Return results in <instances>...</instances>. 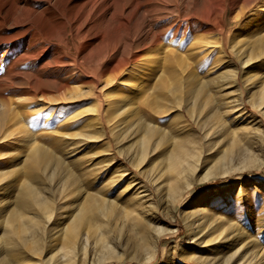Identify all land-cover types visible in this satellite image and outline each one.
<instances>
[{
    "label": "bare ground",
    "instance_id": "bare-ground-1",
    "mask_svg": "<svg viewBox=\"0 0 264 264\" xmlns=\"http://www.w3.org/2000/svg\"><path fill=\"white\" fill-rule=\"evenodd\" d=\"M29 1L12 0V2H15L14 4L28 3ZM157 1L65 0L62 8L59 10L60 13L58 12V16L62 19L60 21V27L62 28L60 37L56 36V44L50 43L52 42L50 41L52 36L49 32L41 28L38 23L35 22L34 27H39L40 30L37 31L35 27L36 29L34 30L36 31H32L34 33L32 35L33 38H44L50 41L48 42L50 43L49 49L54 52L56 50V58H58L56 64L51 63L49 55L43 57L37 55L35 57L36 54L27 50L30 42L23 30L14 29L10 32V35L5 34L0 37L1 53H8L12 56L16 55L13 57L14 67L18 64L14 71L16 73L14 77L8 80L3 79L5 80L4 82L0 80V125H6L7 127L18 125V127H21L24 120L30 116L27 110L26 112H21L16 108L17 106L11 107L10 100L7 98L8 95L23 92L21 90L23 87L20 86L26 84L29 86L28 89H32L35 85L42 84L40 82L50 83L52 80H59L56 91L64 90L71 81L67 79L70 76H64L66 79L64 80L61 79V75H72L76 71L77 74H80L81 78L74 82L89 84L93 95L103 98L104 106H101L100 102H97V109L95 110L96 118L98 119L103 112H110L113 109L111 114L118 117L116 130L123 136V139L131 143L129 144L131 151L126 153L127 160L137 167L140 172L148 171L149 175L152 174L150 181L153 190L149 189L141 181L135 182L136 177L133 175L126 180L129 175L127 173V167L121 170H113L108 174L105 173L107 174L105 185H115L126 180L127 185L123 186L119 191L117 190L115 196H120L123 202L129 203V198L128 200L124 198L134 188L133 196H130L134 197L137 205H141V209L144 207H147V209L154 207L157 201L154 199L153 191L157 194L158 200L164 193H167L172 200L169 199V202L175 203V201L182 197L183 192L187 188L202 180L201 177L195 175L196 171L201 169L210 168L209 173L207 172L208 174H206V177H209L215 174L228 175L230 172L228 170H234L236 168L235 165H241L237 168L240 170L264 166V150L260 144L264 133L263 128H261L263 124L261 119H253L254 122L252 123V125H256L253 128L254 131H256L255 129L259 130L257 137L259 146L255 150L250 147V138L248 142L241 147L235 148L233 151L232 149L220 150L217 136L221 129H223L222 111L226 108L234 109L242 105L244 95L247 97V100L252 102L255 110L264 118V70L262 71L264 69V23L262 19L256 18L255 20H249V23L244 26L245 28L239 29L241 31L239 36L241 37L236 40L237 48L234 51L238 60L241 62L239 64H242L241 67L243 69L247 67L248 70L246 72L250 73L243 81L238 77L237 63L235 64V62L228 58L224 63V68H227V70L225 72L223 71V73L220 72L219 77L214 78L213 84L209 85L205 83L204 85L201 84L202 86L197 85L192 88L194 99L200 98L201 111L205 112L206 115L204 118L199 116L200 118L198 117L197 119L201 120L199 127L202 131V138L200 139L203 141L196 140L189 146L180 143L181 138H176L175 132L171 135L166 134L163 128H160L156 124L146 122L139 114L142 106L141 103H138L140 97L137 95V90L139 88L134 78L141 69L145 72L150 71L154 64L148 59L141 58L140 50L133 51L136 45L133 40L134 32L129 21L131 15L139 10L138 7L140 5L144 7L148 6V8H143L145 18L142 25V34H140L138 41L143 45L146 44L144 48H153L160 45L165 35H167H164L165 27L167 26L163 22L159 23V25L153 22V18L157 15H153L151 12L154 9V5L157 4ZM256 1H260L261 3L251 12L249 17L256 16L259 11H263L264 13V0H250L242 7L240 6L239 12L237 14L235 12L237 16L234 17L240 18L243 16V10L250 9L251 5H254L253 3ZM234 3L235 0L230 1L231 6H234ZM165 7L169 8L168 4H165ZM19 8V6L14 5L13 9L1 15L0 26L4 27L7 25L9 18ZM166 8L163 7V11ZM224 9L225 0H222L218 4L217 10L208 13L206 16L208 17V22L204 24V32L216 31L215 33L217 35H222L224 26L219 15L221 16ZM55 10L57 11V9ZM124 12H126L125 15H123ZM122 16H124L123 19H121ZM177 17L182 20L184 18L179 11ZM159 19L162 18L160 17ZM261 22L263 23V27H257ZM251 23H254L252 29L249 26ZM123 24L125 26H122ZM22 26L24 25L20 24L18 27ZM182 26L183 24L179 22L173 28L170 27L174 34H170L169 36L174 37L182 29ZM124 32L125 34L123 36ZM235 39V37H232V42H235ZM59 42L62 43V47L59 46ZM23 45L26 46L25 51L17 54L18 47ZM205 45L207 44H203V47ZM210 46L214 51L216 42H212ZM209 47L205 48L209 49ZM127 49L129 51L128 56L122 57L124 51ZM72 51H74L73 56L69 58L68 55ZM210 51L212 52V50ZM156 55L154 59L158 58ZM106 59L108 62H105ZM58 62L62 63L59 64ZM102 62H105L102 67L98 66L96 70L93 69L94 64ZM20 65H25L26 68H18ZM14 67L12 65H4L0 70L4 71V74H8L12 73ZM139 68L140 70L137 71ZM20 70H23V72ZM90 70L92 71L90 72ZM121 70L126 74H120L119 76L118 73ZM86 73H91V75H86ZM188 77L191 78L193 76L192 74H188ZM173 84L175 85V82ZM40 90L44 91L43 89ZM232 90L236 91V96L232 100H227ZM111 94L114 95L109 99L108 95ZM141 94L144 95L143 93ZM57 103H60V101ZM151 103L153 104V101ZM22 104L24 105V103ZM243 109V107L239 108L240 112L244 111ZM122 114L124 115L121 117ZM37 115L38 118L36 120L39 121H48L51 119L47 111L38 112ZM114 116L113 118H115ZM111 119L108 118L107 122ZM102 128L103 123L101 121L99 123L97 122L96 131L93 135L99 137ZM25 129L23 132L28 133V130ZM57 132L59 133V131ZM154 134H157V137L152 140L151 138L156 136ZM81 137V140L84 141L91 139L93 136L86 131ZM60 139L63 138L59 137L58 140ZM65 139L67 138L65 137ZM65 139L60 144L61 146H66L63 147L67 148L68 153H72L78 146H76V142ZM29 141H31V144L28 154H25V157L20 160L21 163L18 167L23 166V169L30 168L26 164L29 162L27 159H31V161L39 164L31 167V169L41 166L44 170V167L52 162V169L47 176L53 177L55 171L56 176L61 175L59 181H61V189L63 192V189L68 186V183L63 176L65 174V168L62 159L49 153L46 148H43L39 144H35L33 138L29 139ZM166 142L170 143L168 147L161 148L163 144L166 145ZM236 158L238 161L233 163ZM251 163L255 165L252 166ZM107 165L110 167L113 164L111 162ZM108 167L105 166L104 169L95 167L92 182L87 181V178L82 174L77 177V174L67 173L66 170L67 179H69V176L72 179L69 180V184H75L72 189L73 197L69 200L66 197L72 194L71 192L60 193L59 197L53 198L51 194L46 195V187L43 182H37V184L31 186L29 182L31 177H24L16 185V192L12 196L9 194L5 197L2 196L1 194L8 190L9 183L0 184V210L2 211L0 218V264H84V262L92 264L90 263L92 261H89L92 260L89 259L90 249L92 247L93 250L99 247L100 262L104 259L113 258L115 250L113 240L109 238L110 225L113 222L129 220L131 216L129 214L132 212L136 213L137 209L135 210V208L137 207H133V205L126 207V203L120 204L116 202L115 198L106 194H100V191H97L96 194L91 192L94 188L92 184L95 182V179L99 178L97 175L101 172L104 173ZM43 170L34 174L32 178L43 181L45 177V174L43 176ZM6 173L5 170H0V177H3ZM187 173L189 175L182 180V176ZM163 175H166L165 181L160 179ZM240 181L244 182L245 179L242 178ZM162 191L164 192L162 193ZM237 192L238 194H242L244 190L240 187ZM11 197H14V199L11 200ZM55 199L56 201H54ZM193 201L191 204L196 206L204 203L205 200L203 196H199L193 199ZM203 210L205 211V209ZM203 210L200 211L198 208L197 214L192 217L193 220L189 225L192 239L205 238L207 235H211L207 240L215 243V241H218V238L229 240L237 238L241 234L239 226H236L231 221L219 223V220L222 218L215 220L213 217L205 215ZM137 221L135 219L133 222L135 223ZM214 224L216 225L215 228ZM134 225L140 227V229L127 235L125 239L127 244H130L134 250L149 248L154 254L156 243L162 230H156L153 235H150L149 226L146 225L145 227L140 222ZM134 225L132 224V226ZM216 231L217 233L213 236ZM92 236H94L95 240L90 242ZM197 242L201 243L203 241L199 240ZM253 249L252 256H257L255 246Z\"/></svg>",
    "mask_w": 264,
    "mask_h": 264
},
{
    "label": "rangeland",
    "instance_id": "rangeland-1",
    "mask_svg": "<svg viewBox=\"0 0 264 264\" xmlns=\"http://www.w3.org/2000/svg\"><path fill=\"white\" fill-rule=\"evenodd\" d=\"M64 1L65 0H30L28 3L14 4L15 2H12V0H0V16L13 9L14 5L20 7L18 10L16 9L15 14L9 18L7 25L4 27L0 26V37L5 34L10 35V32L14 29L23 30L30 42V46L27 47V50L36 54L35 57L37 55H40V57L49 55L51 63L56 64V60H58V58H56V50L55 52L53 50L51 51L49 49V44H56V36L60 37L61 35L62 27H60V21L62 19L58 16V12L62 8ZM125 1L127 0H123V2ZM221 1L222 0H158L151 13L159 17L156 16L153 18V22L156 25L162 22L166 24L167 27L165 28L167 30L165 29L164 35H167H165L160 45L153 48H144L146 44L143 45L138 41L140 34H142V25L145 18L143 8H148V6L144 7L140 5L141 7H138L139 10L131 15L129 21L134 32L133 40L136 45L133 51L140 50L141 58L145 60L148 59L154 64L148 72L142 69L140 70L139 68L137 71H140L134 78L139 88L137 90V95L140 97L138 103H141L142 106L139 114L146 122L156 124L160 128H163L166 134L168 133L171 135L175 132L176 138H181L179 142L189 146L196 140H202L200 139L202 138V131L199 127L201 120L197 119L199 116L204 118L206 115L205 112L201 111L200 98L194 99L192 88L197 85L202 86L205 83L209 85L213 84L214 78L219 77L220 72L223 73V71L225 72V70H227V68H224V63L228 58L235 62V64L237 63L238 77L243 81L250 73L246 72L248 70L247 67L244 69L241 67L242 64H239L241 62L238 60L234 51V49L236 50L237 48L236 40L241 37L239 36L241 33L239 29L245 28L244 26L249 23V20H255L256 18L262 19L264 23L263 11H259L254 17H249L251 12L261 3L260 1L253 3L254 5H251L250 9H244L243 16L236 18L234 16H237L236 14L239 12L240 6L242 7L250 0H235L234 6H231V0H225V9L222 13L220 12L221 16L219 15L224 26L222 35H217L215 33L216 31L204 32V24L208 22V17L206 16L210 11L217 10L218 4H220ZM165 4H168L169 8H166ZM163 7L166 8V10L164 9L163 11ZM55 9H57V11ZM176 10L183 15V20L177 17L178 11ZM125 13L126 12H124L123 15H125ZM123 17L124 16H122L121 19H123ZM160 17L162 19H159ZM35 22L45 31L49 32L52 36L50 40L52 42L44 38L37 39L32 37L34 34L33 32L36 31L34 29L37 28L36 26V28L34 27ZM179 22L183 24L182 29L179 30L174 37L169 36L170 34H174L172 28ZM263 23H259L257 27H263ZM20 24L24 25L22 26L23 28L18 27ZM122 26H125V24ZM249 26H251L250 29H252L254 23H251ZM38 30H40L39 27L37 28V31ZM124 34L125 32L123 36ZM232 37L236 38L235 42H232ZM209 42H216L214 51L210 48L211 43L209 44ZM58 44L60 47L63 46L61 42ZM203 44L207 45L203 47ZM205 47H209V49ZM18 48L17 54L25 51L26 46H19ZM210 50H212V52ZM73 52L74 51L69 53V58L73 56ZM128 54L129 51L127 49L124 51L122 57H127ZM155 54H157L156 57L159 59H154ZM14 56L16 55L12 56L8 53L2 54L0 51V69L3 68L4 65H12L14 67ZM105 62H108V60L106 59ZM105 62L94 64L93 69L96 70L98 66L102 67ZM58 63L60 64L62 62ZM16 65L12 73L4 74L5 72L0 70L1 82L16 75L14 72L17 68ZM18 68L24 69L26 66L20 65ZM263 70L264 69H262V71ZM20 71L23 72V70ZM91 71L92 70H90V72ZM251 72L253 73V71ZM26 73L29 74L28 72ZM120 74L126 73L121 70L118 75L120 76ZM188 74H192L193 77L189 78ZM86 75H91V73H86ZM64 76H70V78L67 79L71 81L68 87L65 88L66 90L56 91L59 80H52L50 83L40 82L42 84H37L32 89H28L29 86L24 84L20 86L23 87L21 89L23 90V92L21 91L22 93L20 92L15 95L12 94L7 96L10 100L11 107L17 106L16 108L21 112H26L27 110L30 116L24 120L21 127H18V125L8 127L6 125H0V170H5L7 172L3 177H0V184L9 183L8 190L4 191V193L1 194L2 196L5 197L8 194L12 196L16 192V185L19 184L24 177H31L29 181L31 186L37 184V182H43L46 187V195L51 194L53 198L59 197L60 193L71 192L72 194L66 197V199L69 200L73 197L72 189L75 184H69V180L72 179L70 176L69 179H67L66 170L67 173L77 174V177L82 174L87 178V181L92 182L94 177L93 173H95L94 168L99 167V169H104L105 166L108 167L107 164L112 162L113 165L108 167L107 170L105 169L104 173L101 172L97 175L99 178L95 179V182L92 184L94 188L91 192L96 194L97 191H100V194L109 195L115 198L116 202L120 204L126 203V207L128 205L137 207L135 208L137 211L136 213L132 212L129 214L131 215V219L113 222L110 225L109 238L113 240V247L115 250L113 258L104 259L100 262L99 247L95 250H93L92 247L89 256V259H92L89 260L92 261L90 263L264 264V166L240 170L237 168L241 165H235L236 168L234 170H228L230 171L228 175L215 174L209 177H206V174L209 173L208 171H210V168L196 171L195 175L201 177L202 180L187 188L183 192L182 197L175 201V203L169 202L171 198L167 193H164L158 200L157 194L153 191V196L157 204L155 203L154 207L149 209H147V207L141 209V205H137L134 197H131L133 196L132 193L134 188L131 189L125 195L126 198H124L125 200L129 198L130 202H123L120 196H115V193L117 190L119 191L123 186L127 185L126 180L130 176L133 175L136 177L135 182L141 181L149 189L153 190L150 181V176L152 174L149 175L148 171L140 172L137 167L127 160L126 153L131 151L129 145L131 143L123 139V136L116 130L118 117L111 114L113 109L110 110V112H103L97 119L95 112L97 109L96 105L97 102H100V105L104 106L103 98L100 96L95 97L89 88V84L75 83V80L81 78L80 74H77L76 71L72 75H61V79L66 80ZM174 82L175 85L173 84ZM113 95H108L109 99ZM71 96H73V98H71ZM235 96L236 91L232 90L227 100H232ZM59 101L60 103L56 104V102ZM152 101L153 104L151 103ZM22 103H24V105ZM241 107L244 108V111L240 112L239 108ZM42 111H47L51 119L48 121L36 120L38 118V112ZM202 114L204 115L202 116ZM123 115L124 114H122L121 117ZM113 116L115 118H113ZM108 118H112L111 120L113 121L111 122V120H109V122H107ZM257 118L262 120L263 124L261 128H263L264 131L263 116L255 110L254 106H252V102L247 100L245 95L242 105L234 109L226 108L223 110V129H221L219 132L220 134L218 133L217 135L219 149H232L233 151L235 148L241 147L248 142L250 138V147L255 150L259 146L257 139L259 130L255 129L256 131H254L253 128H255L256 125H252V123L254 122L253 119ZM100 121L103 123V128L100 130L99 137H95L93 134H95L97 122L99 123ZM6 124L9 125L8 122H6ZM24 129L28 130V133H24ZM57 131H59V133ZM86 131L93 137L83 141L81 140V135H84ZM154 135L156 136H153L151 138L152 140L157 137V134ZM59 137L63 139L66 137L67 139L65 140L76 142V146H78L77 149L72 153H68L67 148H64L66 146H61L60 143L63 139L58 140ZM32 138L35 144H39L43 148H46L49 153L62 159L65 168V174H63V176L68 183V186L63 189V192L61 189V181H59L61 175L56 176V171L54 170L55 175L53 177L47 176L52 169V162L44 167V170L41 166L31 169V167L39 165L31 161V159H27L29 162L26 164L30 168L23 169V166L18 167L21 163L20 160L25 157V154H28L31 144L29 139ZM169 144V142H166V145L163 144L161 148H165V146L168 147ZM260 144L264 150V133ZM237 161L236 158L233 163ZM251 165L254 166L255 164L251 163ZM126 167L128 168L127 173H129L126 180L115 185H105V179L109 172L121 170ZM40 170L44 171V173L42 171L43 176L45 174L43 181L32 178V176ZM188 175L189 173L182 176V180ZM242 178L245 179L244 182L240 181ZM160 179H166V175H163ZM240 187L244 190L242 194H238L237 192ZM163 192L164 191H162V193ZM199 196H203L205 200L204 203L196 206L192 205L191 203L194 202L193 199ZM10 199L12 200L14 197ZM54 201H56V199ZM198 208L200 211L205 209V211L203 210L205 215L211 216L215 220L222 218L219 220V223L231 221L233 224L240 227L241 234H239L237 238L229 240L218 238V241H215V243L207 240L211 235H207L205 238L192 239L189 225L193 220L192 217L197 214ZM125 209L127 210V208ZM0 213L1 218V210ZM135 219L138 221L134 223L133 221H135ZM139 222L145 225V227L146 225L150 227V235H153L156 230H162L157 240L154 254L149 248L134 250L125 240L127 235L140 229V227L134 225ZM215 226L214 224V228ZM216 233L217 231L213 236ZM94 240V236H92L90 242ZM199 240L203 242L198 243L197 241ZM242 242L244 243L242 244ZM254 246L256 248L255 250H257V256H252ZM84 264L87 263L84 262Z\"/></svg>",
    "mask_w": 264,
    "mask_h": 264
}]
</instances>
